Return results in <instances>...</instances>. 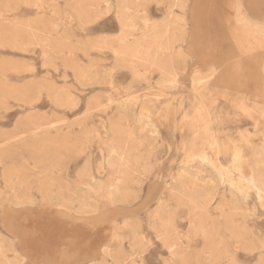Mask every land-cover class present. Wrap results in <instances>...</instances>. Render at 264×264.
Returning <instances> with one entry per match:
<instances>
[{
	"label": "rangeland",
	"instance_id": "374dc122",
	"mask_svg": "<svg viewBox=\"0 0 264 264\" xmlns=\"http://www.w3.org/2000/svg\"><path fill=\"white\" fill-rule=\"evenodd\" d=\"M263 21L0 0V264H264Z\"/></svg>",
	"mask_w": 264,
	"mask_h": 264
},
{
	"label": "bare ground",
	"instance_id": "6f19581e",
	"mask_svg": "<svg viewBox=\"0 0 264 264\" xmlns=\"http://www.w3.org/2000/svg\"><path fill=\"white\" fill-rule=\"evenodd\" d=\"M240 6H241V5H240ZM240 15H241V14H240ZM242 16H243V15H242ZM242 16H241V17H242ZM236 17H237V16H236ZM242 18H243V17H242ZM243 19H244V18H243ZM241 21H243V20H241ZM263 22H264V21H263ZM240 23H242V22H240ZM259 119H260V118H259ZM108 164L111 165V162L108 161ZM195 172H196V171H195ZM195 172H194V174H195ZM202 172H203V171H202ZM195 176H197V174H196ZM64 208H65V207H64ZM23 259H24V258H23ZM23 259H22L21 261L19 260V263H20V264H21V262L23 261Z\"/></svg>",
	"mask_w": 264,
	"mask_h": 264
}]
</instances>
